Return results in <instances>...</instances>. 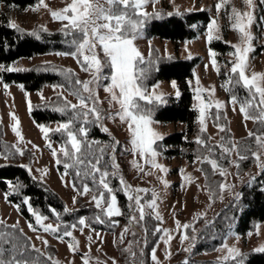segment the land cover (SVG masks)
<instances>
[{"label":"snow or ice","instance_id":"6c2138e0","mask_svg":"<svg viewBox=\"0 0 264 264\" xmlns=\"http://www.w3.org/2000/svg\"><path fill=\"white\" fill-rule=\"evenodd\" d=\"M158 2L159 0H71L65 7L52 10L45 0H37V4L32 8L33 11L38 10V6L48 9L51 18L62 24L61 33L65 37L64 43L69 46L70 50L55 54L73 57L81 71L90 75L89 79L81 80L71 69H61L64 83L53 85L54 91H60H57L56 99L50 104L45 103L44 107H50L52 111L66 119L57 122L55 128L43 124H37V127L43 134L46 147L51 152L58 170L61 166L63 168L60 174L61 181L66 187L70 186L78 196L90 197L89 202L93 204L96 213L91 218L78 217L75 222L66 223L60 213L51 208L50 214L55 217V223H53L46 222L49 221V216L37 211L31 204L30 197H24L22 203L33 218L28 222L29 230L34 233L49 234L58 241L65 242L73 256L80 254L82 264H107V261L91 255L92 234L86 236L88 251L81 253L80 242L73 233L78 230L84 234L85 229H88L89 233H93L102 243L101 233L94 225L107 224L109 227H115L119 224L115 218L124 215L118 203L117 193L124 195L128 208V224L117 238L119 244L124 245L125 237L129 234L133 238L136 237L137 233L132 231L135 227H141L144 232H147L148 229L144 227V222L147 218H152L158 222L152 230V234L157 236V241L150 252L152 264H161L157 256L160 243L165 245V259L171 256L170 242L174 236L172 230L161 227L164 221L159 211L158 193L152 188L134 187L129 184L120 173V165L116 160L117 150L122 149L123 152L132 155L129 164L138 174L152 176L159 173L160 175L156 176L157 180L165 187L168 186L164 174H167L169 169L158 159L161 155L158 142L164 137L153 127L155 123H158L153 119L154 107L163 103V93L156 92L159 82L151 86L146 83L155 65L151 59L145 58L134 43L140 37L145 22L149 18L160 16L158 12L144 11L145 6ZM242 3L243 10L230 6L231 0H217L214 5L216 15L209 19L206 26V41L210 44L213 40L221 39L219 20L223 13L229 21L231 30L238 34V42L233 44L224 41L232 51L228 53L231 59L224 65L225 81L221 87L230 93L228 103L232 105L233 111H236L238 107L244 121L250 120L257 127L255 130L248 131V138L252 143L234 141L230 136L220 135L228 131L224 125L219 123L220 113L225 104L215 98L214 86L205 89L200 86L199 78L196 79L194 89L196 104L193 107L198 113L196 122L199 131L193 141L197 148L192 164L198 165L195 170L205 177V188L209 192V206L214 202L213 197L217 192L222 194L233 188V185L227 183L226 180L231 175L228 171L229 167L236 168L237 175H239L241 162L251 159L259 170L257 175H264V73L249 74L248 72L249 54L255 51L253 41L256 39L251 28L257 22L256 9L258 6H264V0H259V5L257 0H242ZM9 7H14V5H9ZM259 23L264 24V16H260ZM8 26L15 31H20L19 27L11 21ZM43 30L46 31V27ZM30 34L39 39L36 31ZM101 52L103 59L100 58ZM152 52L150 48L149 57L152 56ZM217 55L216 51L208 49L210 65L217 75H220L221 66ZM208 67L209 65L206 64V71ZM105 68L110 71L105 73ZM21 71H27V69L0 63V74ZM0 85L3 86L5 92L10 88L9 83L4 82L2 75H0ZM171 85L174 89L177 87L175 81H172ZM19 87L22 90L24 88L23 85ZM101 89L107 94L104 100L99 94ZM238 89H242L245 95H240ZM65 92L76 102L69 100ZM176 95H180L179 91ZM40 98L45 100L42 94ZM27 103L31 113L33 110L31 100L29 99ZM105 103L107 107H104ZM9 115L13 121L11 131L17 137V141L11 145H0V159L5 161L16 156L23 157L28 150L24 147L25 140L20 130L19 119L14 113ZM210 119L216 122L218 139L206 135ZM106 120L119 121L120 124L127 126L130 147L121 145L120 141L114 137L111 143H104L94 138L89 139L93 126L111 135L104 123ZM53 135L58 136L54 142L52 141ZM27 143L31 144L33 150L39 151L37 145L32 144L31 141ZM205 165L208 167L205 168ZM20 167L26 168L29 174L33 171L27 165H20ZM36 171L40 173L41 178L48 173L47 169H36ZM179 171L183 181L194 182L192 175L186 173L185 169L181 168ZM69 175L72 176L71 182L65 180V177ZM216 175L225 179L212 182L211 177ZM256 178L252 176L249 184ZM32 179H38V177L33 176ZM112 179L119 181V187L112 186ZM6 184L11 191H6L4 198L6 202L11 203L9 196L18 193L22 185L11 181H6ZM181 186L183 187L184 184ZM261 191H264V188H261ZM220 198L222 199V195ZM72 200L75 204L76 196ZM14 206L19 212L20 204ZM70 211L67 207L64 208V212L70 214ZM205 218L206 213H199L194 215L193 221L205 220L206 227H211L214 221ZM18 225L19 221L9 225L0 218V264H60L46 251L49 241L43 235L36 236V239L40 240L44 246L42 249L37 247L31 237L26 236ZM259 228L260 225L257 224V235H259ZM195 231L194 223L181 224L179 220L175 221V232L179 235L182 244L195 239L189 235L190 232ZM252 234L249 231L248 235ZM212 238L215 239V235ZM117 240H114V243ZM137 243L139 241L135 239L128 240L126 246L121 249L122 253L127 254L130 264H137V252L134 250V245ZM146 245L145 240L144 246ZM184 250L189 251L190 248ZM214 250L226 252L223 257L218 258V264H245L242 252L236 246L227 244V236L222 240L220 248ZM97 251L100 249L97 248ZM253 251L264 253V245L256 247ZM140 256H143V252ZM108 259L112 264H117L114 257ZM69 264L73 262L70 261ZM138 264H144L143 259H140ZM184 264H188L187 260Z\"/></svg>","mask_w":264,"mask_h":264},{"label":"rangeland","instance_id":"374dc122","mask_svg":"<svg viewBox=\"0 0 264 264\" xmlns=\"http://www.w3.org/2000/svg\"><path fill=\"white\" fill-rule=\"evenodd\" d=\"M70 2L71 0H45V3L48 4V7L52 10H59ZM216 2L217 0H159V2L155 3L154 5L151 3L146 5L144 11L151 12L157 7H162L164 12L200 8L207 11L209 17L211 18L216 15L214 8ZM36 4L37 3L34 5ZM257 4L259 5V0H257ZM34 5L28 6L23 10H18L14 7L4 6L2 3H0V12H6L8 14L9 21L25 29H32L36 25H41L50 29L62 27L60 22L54 21L51 18L48 9L38 6V10L33 11L32 8ZM230 6H235L241 10L244 9L242 0H231ZM255 15L257 22L254 23L251 28L252 34L254 37H256V39L253 41V47L255 51L249 54V74L252 72L264 73V24L259 23V18L260 16H264V13H260L259 6L256 9ZM219 23L221 25L220 35L222 36V33H225L226 41H229L233 44L237 43L238 34L231 30L229 21L227 17L223 15V13L221 14ZM206 26L207 24H205L203 31L199 32L196 37L178 43H174L167 39H161L157 36L147 38L143 28L140 37L135 40L134 43L139 51L145 56V58L148 55L150 43L154 44L157 51L163 55L174 54L180 58H188L189 56L198 55L199 62L194 68V74L190 79H187L188 83L191 81L189 86L194 91L197 78H199L200 86L205 89L209 88L210 86H214L215 98L219 99L225 104L223 114L226 116L228 121L226 128L230 134L228 135L234 141L252 143L246 141L248 137V131L256 129L257 125L250 120L247 122L244 121L242 114L239 112V108L237 107L236 111H233L232 105L228 103L229 95L227 91L221 87L225 81V78H220L210 65V58L208 56L209 48L207 46L208 42L206 41ZM97 51L99 52V49ZM229 52H217V60L221 66V70L224 72L226 71L224 65L231 59V57L228 55ZM55 53L57 52H48L37 54L31 57H22L15 60L10 65L17 67H28L33 64L49 61L63 66L64 69H71L81 80L90 78L89 73L81 71L80 66L73 57L56 55ZM100 58L103 59L102 52L100 53ZM206 64L209 65L207 71L205 70ZM106 70L107 69L105 68L104 72L108 73L109 71ZM172 81L175 80L157 81L159 82V87L156 89V92L158 94L163 93V97L168 95L177 96L176 92L179 91L180 93V90L176 81L177 87L175 89L172 87ZM105 83H107V81H105ZM9 85L10 88L7 92H5L3 86L0 85V121L3 123L5 138L10 140L13 144L17 141V137L11 131L13 121L9 115L10 113H14L20 121V130L25 140L24 147L28 146L32 152L35 151L32 149L31 144L27 143L28 141H31L32 144H35L39 147V151H35L32 162L30 165H28L31 169H33L31 174L35 177H38V179L48 182L58 193V195L65 201V203L69 207H73L75 204H73L72 198L76 195V192H74L70 186L66 187L61 181L60 174L63 172V170H58L51 152L46 147V141L43 139V134L37 127V124H43L45 126L55 128L57 126V122L60 121H51L49 124L36 123L31 117L27 103L29 99L34 103L49 101L54 99L57 96V91L60 90L54 91L53 85L50 84L45 85L38 91H27L24 88L22 90L19 87V85H21L19 83H10ZM41 94L43 97H45V100H41ZM99 94L102 100H104L107 96V94L104 93L102 89L100 90ZM65 95L73 103L76 102L72 96L67 94V92H65ZM205 95H207V93H205ZM194 104H196V100L193 95L192 105ZM104 107H107L106 103ZM104 123L109 128L112 138L114 137L115 139L119 140L121 145L130 147L128 144L129 136L126 125L120 124L119 121L113 122L110 120H106ZM153 127L157 132L164 135L174 130L181 129L182 125L173 122L158 121V123H155ZM207 132L209 136L216 137V139L219 138L217 135V128L213 125L211 119L208 121ZM197 134H195L194 137H196ZM52 141L54 142L55 140L52 139ZM159 151L161 152V155L158 158L159 162L169 169L168 173L164 174V179H166L168 182L167 187L157 180L156 176L160 175L159 173H156V175L152 176H142L141 174H138L129 164V161L132 159V155L130 153L123 152L122 149H118L116 153V160L120 165V173L124 176L125 180L129 184L133 185L134 187L139 186L143 188H152L158 193L159 211L164 221L161 227L172 230L174 239L170 242V258L165 259V245L163 243H160L159 247L157 248V256L161 261V264H171L173 259L190 255L193 248V240L185 241L183 244L181 243L179 235H177L175 232V221L179 220L181 224L194 223L196 231L193 232V234H195L201 229L202 223H204L205 220H199V222H195L193 221L194 215L206 213L205 219L210 220L222 205L226 204L230 199L237 197L240 187L248 182L252 176L256 175L259 170L253 161L249 163L248 160L241 162V165H243L245 168L242 171H239V175H237L238 170L236 168L229 167L228 171L231 173V175H229L226 180L227 183L233 185V188L231 191L226 190L222 194L217 192V194L213 197L214 202L211 204V206H209V192L205 188L204 176L201 172L195 170L198 165H193L192 161H188L181 156L167 157L160 149ZM233 158H235V156H233ZM2 161L4 160L0 159V162ZM181 168L185 169L186 173L192 175L194 178L193 183H187L182 180V175L179 171ZM36 169H47L48 173L46 176L41 178L40 173L37 172ZM224 179L225 178H222V180ZM65 180L71 182L69 176L65 177ZM182 184H184L183 187L181 186ZM4 194V191L0 190V218L10 224H15L17 221H19V226L21 229H23V231L29 237H31L32 242L37 247L42 249L44 246L41 244L40 240L36 239V236L43 235L49 241V246L46 251L55 252L54 258L59 262L69 264V262L72 261L73 264H82L80 254L78 253L73 256L72 253L69 252L65 242L58 241L54 236L49 234L42 232L34 233L30 231L26 219L17 211L14 203L6 202ZM221 195L222 199L220 198ZM84 199L90 203V197L84 196ZM124 205L125 208L123 209L121 204H119L122 211L124 212V215L117 217L118 219L116 220L119 221V224L115 226L114 231L96 229L101 233L103 240L102 243L96 239L93 233H89L88 229H85L84 234H81V232L78 230L74 231L73 235L80 242L81 253L88 251L86 236L92 234L93 244L91 247V255L94 258L98 257L102 261H107V264H112L111 260L108 258L114 257L117 261V264H130L127 254L122 253L121 249L126 246L128 240L135 239L139 241V243L134 245V250L137 252V264L140 259H143L144 264H152L150 259L151 250L147 252V245L150 241L149 239L151 236H153L152 230L157 222L154 224L151 222V218H147L144 222V227L148 229L147 232H144L141 227H135L132 229V231L137 233L136 237L133 238L132 235L129 234L125 237V244H119L117 238L125 225L128 224L127 201L126 204L124 203ZM46 222L51 221L49 220ZM257 224L260 225L259 235L256 234ZM257 224L255 225L254 230H250L253 234L249 236V231L242 234L237 232V220H234L230 224L226 233L227 244L229 246H236L241 252H246L247 250L255 249L256 247L264 245V221L258 222ZM114 240H117V242L114 243ZM145 240L147 241L146 246H144ZM220 246L221 245L217 246L215 249L220 248ZM97 248H99L100 251H97ZM185 248H190V250L185 251ZM141 252H143L142 257L140 256ZM225 254L226 252L212 250L209 252H201L195 257L203 260L210 259L218 263V258L223 257ZM146 257L148 263L145 262Z\"/></svg>","mask_w":264,"mask_h":264},{"label":"trees","instance_id":"16d2710c","mask_svg":"<svg viewBox=\"0 0 264 264\" xmlns=\"http://www.w3.org/2000/svg\"><path fill=\"white\" fill-rule=\"evenodd\" d=\"M0 3L8 7L9 5H14L15 9L23 10L37 3V0H0ZM259 10L260 13L263 14L264 6H259ZM154 12L160 13V16L149 18L145 22L143 28L146 37L152 38L157 36L161 39L171 40L174 43L183 42L196 37L199 32L203 31L205 24H207L210 19L207 11L204 9L201 10L200 8L164 12L162 7H157L148 13ZM169 13H172V15H168ZM8 23V14L3 11L0 12V63H4L6 66L22 57L70 50L69 46L64 43L65 37L61 33L62 27L55 29L46 27L45 31L43 30L44 27L41 25H36L32 29H25L16 24L20 29L18 32L11 29ZM33 31L38 33L39 39L30 34ZM224 41H226V36L225 33H222L220 40H213L210 44L207 43V46L216 52L227 53L232 49ZM150 48L153 50L151 57H149ZM146 59H151L155 65L150 71L149 79L146 81L149 86L155 84L159 80H175L180 90L179 96H164L163 103L157 104L154 107L153 119L182 125L181 129L163 135L164 139L159 141L160 150L167 157L181 156L188 161H192L197 148V145L193 143L195 139L194 135L198 133L199 126L196 122L197 112L192 105L194 91L189 86L187 79L193 76L194 68L199 62V56L195 55L191 56V58H180L174 54L163 55L157 51L154 44L150 43ZM20 68L27 69V71L0 74L3 76L4 82L9 84L19 83L23 85L24 89L27 91H38L48 84L58 85L64 83V76L60 72L64 67L54 62L46 61ZM107 70L110 71L109 69ZM219 77L225 78L224 71L221 70ZM237 91L240 95H245L242 89H238ZM227 93L230 95L229 92ZM55 99L56 97L41 103L31 102L33 110L30 114L33 121L36 123L49 124L51 121L65 120L66 117L52 111L50 107H44L45 103L50 104L51 101ZM213 111L215 110L213 109ZM220 115L221 119L219 123L227 128L228 121L223 114V110ZM211 120L215 126L216 122L213 119ZM225 134L228 135L229 131L221 135ZM206 135L209 136L208 132ZM185 136L187 137L186 140ZM93 138L104 143L112 142L111 135L100 131L99 128L95 126L91 128L89 133V139ZM52 139L56 141L58 136L53 135ZM246 141L252 142L248 137ZM2 144L11 145L13 143L5 138L3 123L0 121V145ZM26 148L28 150L23 157L16 156L9 161L4 160L0 162V190L4 191V193L6 191H11V189L7 187L6 181L22 185L18 193L9 196V200L15 205L20 204L19 213L26 221L29 222L33 218L28 213L27 207L22 203L24 197H30V202L33 207L42 214L48 215L49 220L53 223H55V217L50 214L51 208L56 209L66 223H73L78 217H93L96 213V209L84 199V196H78L76 193L77 202L73 207H69L48 182L42 179H32L33 175L29 174L26 168L20 167V165H30L34 156L30 147L26 146ZM248 162L251 163L252 160L249 159ZM204 167L207 168L208 166L205 165ZM244 168L245 167L241 165L239 171H242ZM59 170H63L62 166L59 167ZM254 176L257 177L255 181L249 184L250 179L243 184L240 187L239 196L230 199L214 214L210 219V221H214L211 227H206L204 222L198 232L195 234H193V232L189 233L190 236L195 237V239H193L192 253L186 257L173 259L171 264H184L185 260H187L188 264H218L216 261L198 259L195 256L201 252L212 251L217 246L221 245L230 224L234 220H237L236 230L241 234L254 230L258 222L264 221V191H261V188H264V175L256 174ZM69 178L72 180L71 175H69ZM221 180L222 177L219 175L211 177L212 182H220ZM77 183H79V181H77ZM111 183L113 187H119L117 179H112ZM204 184H206L205 177ZM117 196L119 204H121L124 209V203L126 204L124 195L122 193H117ZM65 207L71 210L70 214L64 212ZM115 219L118 218L116 217ZM151 222L156 224L157 221L151 218ZM7 224L11 225L10 223ZM94 227L98 230L114 231L115 229V227H109L107 224H96ZM19 228L21 227L19 226ZM24 234L28 236L25 232ZM213 235H215V239L212 238ZM149 240L147 252L151 250L156 243L157 236L153 235ZM253 250L254 249L242 252L245 258V264H264V253H256ZM47 252L54 258L55 252ZM145 262L148 263L147 257ZM60 264L65 263L60 262Z\"/></svg>","mask_w":264,"mask_h":264}]
</instances>
